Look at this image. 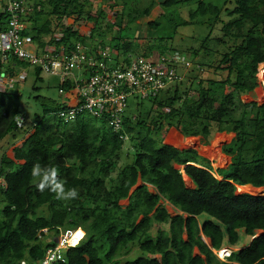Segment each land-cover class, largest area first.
Returning <instances> with one entry per match:
<instances>
[{
    "label": "trees",
    "instance_id": "1",
    "mask_svg": "<svg viewBox=\"0 0 264 264\" xmlns=\"http://www.w3.org/2000/svg\"><path fill=\"white\" fill-rule=\"evenodd\" d=\"M115 1L123 6L122 17L128 19L127 24L141 16H149L158 4L157 0ZM227 1L236 4L232 12L227 11L228 14L238 17L223 26V34L227 37L233 33L237 40L226 51L220 50L218 68L225 65L230 74L235 72V80L230 77L223 81L207 80L209 87L202 88L190 104L187 99L190 88L180 91L182 85H177L178 82L173 89L168 88L148 100L167 109L166 117L178 122L177 127L181 126L184 136L200 135L204 145L209 143L213 130L220 132L224 124L232 125L236 140L226 150L232 155L229 171L219 170L223 179H218L200 162L196 150H182L166 144L162 139H156L151 129L140 130L147 126L145 122L134 125L133 117L126 116L124 133L134 143L135 161L120 168L117 178L107 183L127 141L88 114L72 123L60 120L57 113L67 109L72 101L68 94L61 95L59 100L37 96L42 103L43 117L33 126L30 136L15 149L12 159L0 156V203L3 205L0 210V264L39 262L46 250L56 245L54 240L62 228L81 229L84 238L77 246L69 248L65 263L56 264H264V196L238 192V186L264 188V122H261L264 105L259 107L255 101L242 102L241 99L258 86L260 55L264 50L261 39L252 35L264 34V29L260 32L264 14L258 11L259 7L264 8V0H224ZM38 2L32 7L34 14L25 17V21L33 26L37 41L40 36L51 34L50 21L37 27L44 15L42 3ZM48 3H52L53 13L60 17L75 9L81 11L83 6L80 0H48ZM188 3L196 6L189 12V21L182 25H203V19L208 16L213 19L208 35H214L215 25L224 23L223 9L211 0H164L162 5L175 8ZM173 15L171 13L168 18L175 27L177 22ZM88 18L94 25L92 38L96 35L102 40L106 31L100 30V21ZM7 19L8 14L0 11V30L6 27ZM151 27L157 29L159 24H151ZM68 35L56 44L69 45L73 49L76 41L85 39L77 30H70ZM243 35L248 37L242 38ZM121 36L120 41H124V33ZM209 36L192 51V55L197 57L200 52L205 57L219 55L220 51L212 49ZM119 39L100 42L103 48L122 52L119 54L123 58L117 56L116 65L120 63L118 59L129 64L133 52L146 57L152 56L155 50L178 52L168 43H149L139 51L130 43H117ZM37 45L40 48L47 46L43 40ZM30 68L33 67L14 57L0 61V73L8 79L28 73ZM33 71L35 83H41L40 69L34 67ZM203 82L200 81V87ZM35 85L33 91L39 89ZM216 85H226L230 90L218 91ZM6 89L0 91V141L9 135L16 137L25 127L24 122L21 127L17 125L22 113L23 93H13L9 86ZM65 89H70L68 84ZM161 94L164 96L160 97ZM64 97L67 102L62 100ZM240 106L246 113L249 109L256 111L251 133L247 131L246 113L240 120L230 118ZM36 162L55 166L66 189H78V198L59 200L47 189L39 191L35 187L37 181L31 177ZM184 175L194 188L187 187ZM139 180L143 184L131 192ZM149 186L157 192H151ZM125 199H129V204L123 207L120 202ZM162 199L181 214L172 216L161 204ZM44 207L48 214L40 215ZM198 218L204 221L200 224ZM46 229L55 232L47 242ZM240 231L253 238L251 243L240 251H233L225 261L219 260L214 252L225 245L235 247L241 240ZM260 231L263 234L258 235ZM194 247L199 256L192 254ZM134 251L138 255L132 257Z\"/></svg>",
    "mask_w": 264,
    "mask_h": 264
},
{
    "label": "rangeland",
    "instance_id": "2",
    "mask_svg": "<svg viewBox=\"0 0 264 264\" xmlns=\"http://www.w3.org/2000/svg\"><path fill=\"white\" fill-rule=\"evenodd\" d=\"M38 1L42 3L41 9L44 11V15L40 19V22L37 27H42L48 21H50L51 23V34L39 37V41L43 40L45 43H48L47 47L59 46L56 44V41H60L61 39H64L65 37L69 36L68 33L70 30L79 31L81 37L85 38L83 42L76 41L75 43H86L92 46V50H94L98 46L102 47L100 43L102 40L106 43H109V41H111L112 39H119L120 37H122L121 34L124 33V41H120L119 39L117 40V43H130L135 47V49H140L139 51H142L144 48H146L149 43H168V45H171L176 51H178V53L185 56L187 59H190L189 61L198 63L200 66L199 70H191L193 68H184L183 71H180L181 76L179 75L182 78V80H180L177 84L182 85L180 91L186 90L184 88H190L188 90L189 96L187 97L188 104H190V102H193L197 98V95L202 88L204 89L209 87V82H206L207 80L211 81L218 79L223 81L228 77H230L232 80H235V72H232L230 74L228 68H226L225 65H222L220 69L218 68L220 66L219 63L222 54L220 50H222V52L224 50L226 51L227 47L229 45H232L237 40L233 37V33H229L227 37H224L222 30L223 26H225L227 22L235 20L238 17L235 15L233 16L228 14L236 8V4L233 1L224 2V0H211L213 3L219 5L223 9L222 21H224V23L220 22L216 25L214 24L215 27L213 29L215 31V34L212 36H209L208 33L210 31V25L213 24V19L209 18L208 16L207 18L205 17L203 19V21L205 22V24L203 25H182V22L189 21V12L192 9H195L196 5H193L192 3L182 4L175 8H167L162 5V2L164 0H157L158 4L152 9L149 16H141L135 22L127 24L126 21L128 19L125 17L123 19L122 17L123 6L121 4H118V2L115 0H80L83 4L81 11L80 9H75L71 14L62 15V17L53 13V5L52 3H48V0H30L31 8ZM258 11L261 14H264L263 7H259ZM34 12L35 11H32L31 15H33ZM171 13H174L173 17L177 22V25L175 27L169 23L168 17L169 15H171ZM88 17H94L100 21V30H102L103 32L106 31V34L104 35V38L102 40L96 35L95 39L92 38V30L94 25L93 23H91ZM27 24L30 23L27 22ZM151 24H159V27L155 29L154 27H151ZM29 28L31 32L33 26H31L30 24ZM121 29L124 30L121 32ZM263 29L264 25L261 26L260 32H263ZM89 33L91 34L89 35ZM31 34L34 38L37 37L34 31H32ZM207 36L210 37L209 43L211 44L212 49L220 51L219 55L217 56L216 54H213L214 56L210 55L211 57H209L208 55L205 57L203 52H200L197 57L192 55V51L198 49L200 43ZM34 41L39 44V41L35 39ZM219 42L227 43L228 45H218L217 43ZM66 46L70 48L69 45ZM110 51H113L118 56H120V58H123L119 54H122L121 51L114 48H110ZM162 51L163 50H155L153 53L155 58H157L159 56V53ZM139 56L138 54H135L133 52L132 58ZM203 62H205V64ZM208 65H210V67ZM29 71L30 72L28 73L26 72L28 74V79L26 81L19 79L17 82L18 85L15 86L14 84L12 88H9L11 91H13V93H23V98L21 101L22 113L20 119L24 120L23 122L25 124V127L21 128V131L18 132L16 137L9 135L8 137L0 141L1 157L4 155L12 159L15 155V149L20 147L21 144L25 141V139L30 136V134L33 132V126L38 122L39 118L43 117L44 114L42 103L36 97L40 96L45 99L47 98L59 100L61 96L59 93L58 79L49 76H43V81L41 83L36 84V75L33 74V68H30ZM18 77L19 76L15 78ZM202 80H204V82L203 84H201L200 87L199 84ZM3 82L4 80H2V76L0 73V91L7 90L6 86L2 84ZM34 85L37 86L39 89L33 91L32 88ZM174 86H176V84L173 86L171 85L169 89H173ZM219 87H222V89H220ZM215 88L218 91L230 90V88L226 87V85H216ZM163 94H161L160 97H163L165 95ZM241 99L242 102L255 101L259 107L264 105V87L260 85V78L258 79V86L254 89V91L250 94L242 95ZM62 100L64 102H67L65 97L62 98ZM166 111L167 109L161 108L158 106V104L151 103V101H144L140 100L139 97H133L130 98L128 101L127 116L133 117L134 125H137V122L139 121L145 122L147 126L141 128L140 130H146L147 128L151 129L153 136L158 140L162 139L163 142L166 144L178 147L182 150H196L199 154V157L201 158L200 162L203 163L207 168H209L218 179L222 180L223 173H220L219 170H224L226 173L229 171L230 166L232 164V155H229L226 151L230 145H234L236 140V134L232 131V125L224 124L223 130L220 132L213 130L212 136L208 138L209 143L207 145H204V140L200 135L189 137L184 136L180 131L181 126L177 127L178 122L169 120L166 117ZM244 113H246L245 109L240 106L230 118L233 120H240L243 118ZM245 115V121L248 124L247 131L251 133L253 131V122L256 120L257 117L256 111L253 109H249L247 110V113ZM261 119V122L263 123V115L261 116ZM97 126H99V124H97ZM212 127H214V125ZM216 141H218L219 143L220 151V158L218 157V159H221V157L223 156L221 162H219V160L217 161L216 158H213L211 154L206 153L207 150H210L214 146V143ZM133 146L134 143H132L130 140L125 143L122 150L119 152L118 158L116 160V167L111 170L109 177L106 180L107 183H109L110 181H114L117 178L120 168L123 169L126 165L134 163L135 151ZM17 165H20V163H18ZM178 168L182 169L183 167ZM184 179L186 185L189 188H194V185L192 184L191 180L186 175H184ZM142 184L143 182L139 180L136 186L132 188L131 192L139 188ZM149 190L151 192H157L156 189L152 186H149ZM238 192L249 193L254 196H264V188L253 189L249 185H247L246 187L238 186ZM120 204L123 207L128 206L129 199L121 201ZM161 204L166 209H168L169 213L172 216L181 214L178 209L173 207L165 199H162ZM1 208H3V205H1L0 203V210ZM39 214L47 215V208L44 207L42 210H40ZM198 220L200 221V224L204 221L203 218H198ZM165 228L168 229V226H166ZM62 230L66 229L62 228ZM155 230L156 228L153 230V232ZM154 234H156V232ZM261 234H263V232H258V235ZM53 235H55L54 231L46 233V242L49 241L50 237H52ZM240 236L241 240L235 247H229L225 245L224 248L230 249L232 251H240L241 249L246 248V246H248V244L253 239L250 236H246L243 231H240ZM183 238L186 239V236L183 235ZM205 242L209 244L208 240L206 239ZM135 251L134 253H132V257L138 255V253H136ZM192 254L194 256L200 255L197 248L195 247L193 248ZM218 259L221 260L219 257Z\"/></svg>",
    "mask_w": 264,
    "mask_h": 264
},
{
    "label": "built area",
    "instance_id": "3",
    "mask_svg": "<svg viewBox=\"0 0 264 264\" xmlns=\"http://www.w3.org/2000/svg\"><path fill=\"white\" fill-rule=\"evenodd\" d=\"M0 8L8 14L6 27L0 30V61L6 62L14 57L39 68L42 77L58 79L60 95L68 94L72 100L67 109L57 113L63 122L72 123L81 115L88 114L124 141L129 140L124 133V122L130 98L139 97L144 101L156 98L182 80L180 71L184 68L200 69L198 63L189 61L180 53L164 50L157 58L154 55L139 56L132 58L129 64L118 59L120 63L116 65L118 55L109 47L98 46L92 50V46L86 43H74L73 49L66 45L40 48L25 21V17L33 11L30 0H0ZM1 76L4 80L2 84L9 88L19 79L25 81L27 78L26 73L18 75V78ZM67 84L68 90L65 89ZM17 125L21 127L23 120L17 119ZM76 233L60 229L56 245L48 248L43 259L35 264L65 263L66 252L79 242L80 238L74 243ZM223 250L226 253L223 254ZM231 253L230 249H222L220 259L225 261Z\"/></svg>",
    "mask_w": 264,
    "mask_h": 264
},
{
    "label": "clouds",
    "instance_id": "4",
    "mask_svg": "<svg viewBox=\"0 0 264 264\" xmlns=\"http://www.w3.org/2000/svg\"><path fill=\"white\" fill-rule=\"evenodd\" d=\"M31 177L37 181L35 187L39 191L43 192L45 191V189H47L48 191L54 193L56 198L59 200H74L77 199L79 196V191L77 188L70 187L66 189L65 181L62 178H60L58 174V169L55 166L42 165L40 162H36L31 169ZM79 230L81 229L72 230V231L78 232ZM83 238H84V232H83V236L80 237L79 242L72 247L77 246ZM221 250L215 251L216 256H218L219 258L221 255L220 254Z\"/></svg>",
    "mask_w": 264,
    "mask_h": 264
},
{
    "label": "bare ground",
    "instance_id": "5",
    "mask_svg": "<svg viewBox=\"0 0 264 264\" xmlns=\"http://www.w3.org/2000/svg\"><path fill=\"white\" fill-rule=\"evenodd\" d=\"M243 37H248V35H243ZM252 37H258L259 39H261V41H262V46H263V50H264V37H263V35L257 32V33H255V34H253ZM217 44H218V45H222V46L227 45V43H223V42H219V43H217ZM259 69H260V71H259L260 85H261L262 87H264V51H263L262 54L260 55ZM189 141H192V140H189ZM206 153L211 154V156H212L213 158H216L217 161L219 160V162H221V160L223 159V156L221 157V159H218V157H219V153H220V151H219V143H218V141H216V142L214 143V146H213L210 150H207ZM219 158H220V157H219ZM76 234H77V235H76V239L74 240V243H75V242H76L81 236H83V231H82V230H79ZM222 249H224V248H222ZM222 252H223V254H224V253H226V250H223Z\"/></svg>",
    "mask_w": 264,
    "mask_h": 264
},
{
    "label": "crops",
    "instance_id": "6",
    "mask_svg": "<svg viewBox=\"0 0 264 264\" xmlns=\"http://www.w3.org/2000/svg\"><path fill=\"white\" fill-rule=\"evenodd\" d=\"M29 26H30V25H29ZM46 44L48 45V43H46ZM33 72H34V71H33ZM172 133H174V132H172ZM249 186H250V185H249ZM187 187H188V186H187ZM242 187H246V186H242ZM250 187L253 188V189H261V188H255V187H253V186H250ZM190 188H191V187H190ZM167 210H168V209H167ZM204 240H205V239H204ZM250 243H251V242H250ZM250 243H249V244H250ZM249 244H248V245H249ZM246 247H247V246H246ZM223 248H224V247H223ZM215 253H216V252H215Z\"/></svg>",
    "mask_w": 264,
    "mask_h": 264
},
{
    "label": "water",
    "instance_id": "7",
    "mask_svg": "<svg viewBox=\"0 0 264 264\" xmlns=\"http://www.w3.org/2000/svg\"><path fill=\"white\" fill-rule=\"evenodd\" d=\"M54 241H55V243H57V239H55Z\"/></svg>",
    "mask_w": 264,
    "mask_h": 264
}]
</instances>
